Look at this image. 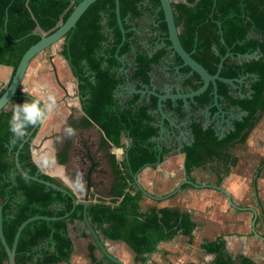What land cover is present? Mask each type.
<instances>
[{"label": "trees", "instance_id": "16d2710c", "mask_svg": "<svg viewBox=\"0 0 264 264\" xmlns=\"http://www.w3.org/2000/svg\"><path fill=\"white\" fill-rule=\"evenodd\" d=\"M82 0H0V66L10 67L13 75L24 52L39 40L41 35L54 32L68 18L73 8ZM119 14L125 31V42L121 44V32L117 25L114 0H97L91 4L64 38L61 55L67 62L72 76L76 79L77 96L84 118L68 126L87 128L97 126L102 132L98 148H123L121 161L114 154H107L111 171V184L107 198L93 197L87 208L91 226L101 237L111 241H121L134 252L135 262L143 264L146 255L151 253L161 241H170L181 234L192 240L194 223L188 214L167 208H151L141 212L139 201L142 193L131 192L134 176L145 166H155L170 149L158 150L153 138L157 134L154 125L156 99L150 97L147 103L138 104L136 95L133 101L120 104L116 90L122 79L118 76L122 65L118 58L131 50L133 31L128 18L136 21L143 14L146 1L158 8V0H118ZM175 26L183 49L210 75H214L220 58L227 51L231 54L224 60L219 76L224 79H240L254 76L248 90L249 98H232L230 87L217 81V94L230 106L237 107L245 115L232 122L233 130L219 139L212 127L203 129L195 121L190 124L192 142L184 145L185 177L193 182L192 173L205 164L216 161L222 168L213 170L218 181L225 177L236 159L227 154L233 145L245 142L264 114V0H170ZM164 46L151 56L137 52L135 55L134 79L147 83L148 73L167 54L170 42L162 11L159 12ZM6 30V31H5ZM221 39L223 42H221ZM216 49L217 54L214 49ZM258 53L257 60L238 64L232 60L237 55ZM176 64H181L176 57ZM187 74V67L180 68ZM11 79V78H10ZM194 82V84H193ZM199 77L193 74L187 84L193 90L200 87ZM3 92V91H2ZM0 93V95L2 94ZM35 98L17 92L14 105ZM212 100V86L196 98L197 105L203 106ZM178 101L176 112H181ZM170 107L171 103L166 102ZM211 113L216 109L212 107ZM12 110L0 112V204L2 206V231L6 244L12 247L18 226L34 216L60 218L72 208L71 199L39 182L22 175L15 166V155L22 171L30 177L57 183L46 174H40L31 159L30 143L37 129L29 126L22 139L13 141L9 131ZM50 119V116H49ZM48 119V121H49ZM49 125L40 130L42 134ZM29 133L31 135L28 137ZM28 137V141L21 144ZM122 139L127 144L122 143ZM71 143L66 141L55 153L58 165L68 161ZM264 167V159L257 173ZM184 185L182 188H184ZM83 206L77 204L67 219L54 221L35 220L25 226L20 234L15 264H68L71 254V241L67 224L73 219L82 220ZM258 221H256V225ZM103 244V243H102ZM225 240L218 237L201 245L206 253L213 254L211 264H255L243 255L232 256L225 248ZM88 248V256L93 264L96 261L93 250ZM7 255L0 243V264H6ZM112 264V263H108Z\"/></svg>", "mask_w": 264, "mask_h": 264}, {"label": "crops", "instance_id": "0c3cea01", "mask_svg": "<svg viewBox=\"0 0 264 264\" xmlns=\"http://www.w3.org/2000/svg\"><path fill=\"white\" fill-rule=\"evenodd\" d=\"M262 12L264 14V6L262 7ZM165 62L166 61H163L152 70L151 80L153 84H159L160 86L164 78L174 79L171 64H165ZM168 66L171 68L169 72L166 70ZM253 79L255 80V77L251 80ZM248 87V81L239 86L240 91L241 88L247 89ZM232 93H234V91ZM8 111L10 110L5 112ZM177 116L178 115H173L176 119ZM94 127L101 133L100 136H102L100 129L95 125ZM177 130L175 129V132H177ZM216 132L219 136L218 130ZM172 137L173 136L169 137L168 134L159 140L162 149H170V151L163 156L159 164L143 167L136 174L138 185H136L135 181L133 184L137 187L135 191H140L138 189V186H140L148 194L160 198L159 200L152 199L140 191L142 193L139 201L141 212H146L151 208H172L171 210H177L188 214L195 227L192 232L191 242L188 241V237L181 234L176 235L170 241H161L151 253L146 255L143 264H151L152 261L158 260V258H160L161 264H164L162 261H165L166 264H211L214 255L202 250L201 245L206 241H214L218 237H223L226 244L225 248L232 256L243 255L251 258L255 264H264L258 260L260 257L258 253L264 254V242L260 241L252 233L251 223L254 215L253 212L248 209L251 208L256 212L254 229L259 235L264 237V167L257 173V168L264 159V114L259 116L256 125L249 133L245 142L241 144H246L248 152L238 158L233 157L236 159V163L230 168L229 173L223 177L221 181H218L216 174L213 172L217 167H220V169L222 168L221 164L218 165L217 162L212 165L207 163L198 170H195L192 173L193 182L188 180L184 173V154L181 150L176 148V145L179 143L187 145V143L192 140L191 134L189 136L178 134L177 137L174 138L173 144H171ZM186 139L188 141H186ZM43 144L44 142L41 144V147ZM238 146L239 145L235 144L228 149ZM113 148L115 149V147ZM33 152L34 151L31 152V159L34 164L39 166L38 163L40 162L33 158ZM41 153L42 152H38V154ZM172 163H174L177 168L170 166ZM150 169L154 170L153 180L145 179L141 181L142 178H140V173ZM208 169L215 176L214 180L206 181L201 177L203 171ZM46 174L49 175L48 173ZM184 180H188L201 187L183 184L176 193L167 196ZM184 185L186 186L182 188ZM213 186L225 190L229 194L233 204L242 209L231 207L225 195ZM252 198L256 200L258 207H254L251 204L250 201ZM143 202H150V204L143 206ZM153 202H162L164 205L158 207L156 203ZM176 204H178V206L174 207ZM250 216L251 222L249 221ZM81 221L82 220L73 219L67 224V233L72 245L68 264H93L88 256V248L90 246L95 247V245L86 230H81V226L79 225ZM256 221H258L257 225ZM250 228L253 237H255V241H250L251 239L248 237ZM101 240L107 252L113 257L125 264H138L135 262L136 255L134 252L123 242L111 241L103 237H101ZM118 249H121V251L125 249L126 252H129L130 259L125 260L118 256L116 254ZM93 254L97 262L103 261L105 264H108L96 247L93 250ZM170 255L175 256L169 259ZM263 256L260 258L262 259ZM234 264H241L240 260L236 259Z\"/></svg>", "mask_w": 264, "mask_h": 264}, {"label": "water", "instance_id": "95a60500", "mask_svg": "<svg viewBox=\"0 0 264 264\" xmlns=\"http://www.w3.org/2000/svg\"><path fill=\"white\" fill-rule=\"evenodd\" d=\"M96 1L97 0H82V1H80L73 8L72 12L70 13V15L68 16V18L65 20L64 23H62L51 34L46 35V36H44V35L39 36V40L35 44L30 46L24 52L20 61L18 62V65H17L13 75L11 76V79H10L7 87L4 89V91L0 95V112H5L8 104L11 101H13L14 98L16 97V94L19 91L20 85L22 83V80L25 76V73H26L27 68H28L29 64L31 63V61L39 53H41L43 51H46L49 53L50 48L53 45H55L56 43H58L61 40H64V38L68 34V32H70L72 29H74L76 22L83 15V13L87 10V8ZM158 1H159L160 9L163 13L164 22H165L166 28H167V38L166 39L170 42V46L167 47V54L164 57L163 61L165 60L166 61L165 64L170 63L171 66H173L172 67V73L174 74V79L171 80L169 78H164L163 81L161 82L160 86H159V84L158 85L153 84L152 80H151V82L149 83V89H148V87H142L138 91H136V90L133 91V93H136L140 96L138 104H142L143 101H141V100L144 98H145V100H144L145 102L150 101L149 100L150 97H154L156 99V109L153 110L151 112V114L158 115V117H160L158 127H159V132L162 136V133L164 132V128H163L164 122L171 123L169 117H171L173 115H178V116L180 115L178 112H176V109L178 108V101H181V103H182V105H181L182 114H184V116L186 115V118H188L191 115V106L194 107L197 105L196 98L199 97L200 95H202L207 90L208 86L211 84L212 85V94H213V101H212L211 107L216 108L217 113L215 114V116L219 119H222V124H224L226 126V129H224L222 126L221 127L220 126L215 127V130L216 131L218 130V132H219L218 138L221 139L226 134H228L230 131L233 130L232 121H233L234 117H233V115L229 116L228 113H225L222 110L221 105L219 104V101H218L219 98H218V94H217L216 83H217V81L224 82L227 85H229V87L231 88L232 91H235L236 94L240 95L239 86H240V84L241 85L244 84L246 77L243 79H233L232 80V79H224V78H221L219 76L224 60L228 57H231V54L229 53V51H227L226 54L220 58L216 73L214 75H210L200 64H198L195 60L192 59L190 54H188L183 49V47L180 43L179 37H178V30L175 26L174 14H173V10H172L170 0H158ZM114 3H115L116 21H117V25H118L120 32H121V44H120V46H121L126 40L125 31L123 29L122 22L120 19L119 1L114 0ZM221 42H223L222 39H221ZM213 49H214L215 53L217 54L216 49L215 48H213ZM132 51L134 52L133 47H132ZM155 51L156 50H154V52ZM176 57L179 58L181 64H176L174 62ZM258 57H259L258 53H254L252 55H237L235 57H232V60L235 63L243 64V63L249 62L250 60H257ZM118 59L122 63V65L125 64V61L121 60L120 58H118ZM163 61H160L158 63V65H160ZM174 64H176L177 66H175ZM182 67H187L189 69V72L187 74L180 73L179 70ZM170 69L171 68L168 66L166 68L167 72H169ZM193 74H196L199 77V82H197V83L200 84V87L197 88L196 90H193L192 86L187 84V81L190 80V78ZM252 78H254V77H252ZM193 84H194V82H193ZM76 94H77V88H76ZM167 101H169L171 103L170 107L166 106ZM208 109L206 110L207 113H209ZM80 111L84 115L81 108H80ZM240 114L243 115L244 113L241 112ZM226 115H228L230 118L227 116V119H225ZM188 123H189V121H188ZM170 125L173 129H177V127L173 123H171ZM38 129H37V131H38ZM30 135H31V133H29L28 137ZM36 135H37V133H36ZM36 135H35L33 141L30 143V151L31 152L34 150H37L38 146H41V144H42L41 143L38 146H36L34 144V140L36 138ZM28 137L23 141L21 146L28 141ZM160 138L161 137H158V139H157V147H158L159 151L162 150L161 143L159 142ZM191 141L189 143H187V145H190ZM184 145L185 144L179 143L176 145V148L181 150ZM17 154H18V152L15 155V166H16L17 170L22 175H24L25 177H28L29 179H31L33 181L39 182V183H41L47 187H50V188H52V189H54V190H56V191H58L64 195L68 196L71 199L72 208L69 212H66L60 218H50V217H46V216H34V217H31V218L25 220L24 222H22L18 226L16 233H15V236H14L12 247L9 248L8 245L6 244L4 236H3L2 206L0 204V243H1L5 253L7 255L6 264H15V253H16L17 243H18L20 234H21V232L25 226H27L29 223H31L35 220L54 221L57 219H67L72 214V212L74 211V208L77 204H80L83 206L82 221H81V223L79 222V225L81 226V230L84 231V229H85L87 234L90 235V237L93 240V244L98 249V251L102 254L104 259L108 263H112V264H125L107 252L104 245L100 241L96 231L91 226V224L88 220L87 208L90 206V204L93 201L92 198L90 197V189H91V185H92V182L90 181V179H91V172L94 169L93 168L94 161L90 158L91 165L88 168L87 173L85 175V179H84L85 189L82 192H72V191L66 190L63 187L56 185L55 183H51V182L41 180L37 176H33V177L27 176L22 171V169L18 163ZM159 163H160V160L158 158V161L156 164H159ZM36 167H37L38 172L40 174H46V172H44V170L41 166L36 165ZM48 176H50V175H48ZM134 181H135L136 185H138V183L136 181V175L134 176ZM183 184H188V185H191L193 187H201L200 185L193 184L188 180H184V181L180 182L177 185V187L174 189V191H172L167 196H170V195H173L174 193H176ZM213 187L218 189L220 192H222L225 195V197H226V199H227V201L231 207L236 208V209H242V208H239L233 204L232 200L230 199L229 194L225 190H223L219 187H215V186H213ZM138 189L144 195H146L152 199H155V200L160 199V198H156V197L148 194L140 186H138ZM248 209L250 211H252L253 215H254L252 223H251L252 233L260 241L264 242V237L259 235L254 229L255 220H256V212L251 208H248Z\"/></svg>", "mask_w": 264, "mask_h": 264}, {"label": "rangeland", "instance_id": "374dc122", "mask_svg": "<svg viewBox=\"0 0 264 264\" xmlns=\"http://www.w3.org/2000/svg\"><path fill=\"white\" fill-rule=\"evenodd\" d=\"M63 45L64 40H61L50 48L49 53L43 51L31 61L18 91L19 93L32 98H36L39 95V92H43L45 94L50 93L54 96L56 102L55 108L49 115L50 119L48 117L49 121L47 119L43 124H40V127L37 131V135L34 140L35 145L38 146L43 142L44 144L42 147L38 146L37 150H34L33 158L40 162L38 163L39 166H41L44 172L48 173L55 182L67 187L64 184L62 177L64 175H71L72 172L78 174L77 171L79 168L76 161L79 156H77L76 153L80 148L79 142L88 139L92 140L94 145L90 149V157L95 162V165L93 164V168L95 169L91 172L90 181L92 182V185L90 189V195L95 198H107L112 177L106 156L107 154H114L116 159L121 161L123 157V148L121 150L116 148L114 149L113 147L101 149L98 148L97 141L101 133L94 127V125H91L87 128H75L74 134L70 136L64 131V129L68 126V123L81 121L84 116L80 111V104L76 94V79L72 76L67 62L61 55ZM10 78L11 68L0 66V93L7 87ZM14 103V101H11L6 107V111L12 110ZM47 122L49 129L45 130L42 134H39L40 128L47 125ZM65 141H69L71 143L73 152H69L68 162L61 166L56 163L54 154L55 151H58ZM122 143L126 145L127 141L122 139ZM38 152L42 153L38 154ZM247 152L248 147L246 144L228 149V155L237 158ZM209 163L210 165L213 163L216 164V161ZM170 166L177 168L174 163H172ZM145 171L140 173V178H142L141 181H144L145 179L153 180L154 170L150 169ZM201 177L206 181L215 179V176L209 171V169L204 170L201 174ZM135 190H137L136 185L131 184V192ZM250 202L254 207H258L256 200H253V198ZM153 203H156L158 207L164 205L162 202ZM149 204L150 202H143V206ZM177 206L178 204H176L174 207ZM249 221L251 222V216ZM248 237H250V241H255V237H253L251 233V228L249 229ZM116 254L125 260L130 259V254L129 252H126L125 249L122 251L121 249H118ZM258 254L260 257L264 255L260 252ZM173 256L175 255H170L169 259H172ZM260 257L258 259L259 262L264 263V256L262 258L263 260ZM159 259L160 258H158V260L152 261L151 264H161ZM162 262L166 264L165 261Z\"/></svg>", "mask_w": 264, "mask_h": 264}, {"label": "flooded vegetation", "instance_id": "af4514ba", "mask_svg": "<svg viewBox=\"0 0 264 264\" xmlns=\"http://www.w3.org/2000/svg\"><path fill=\"white\" fill-rule=\"evenodd\" d=\"M143 9H144L143 14L139 17L138 20L134 21L131 18H128V20H127V23L132 26L131 29L133 31V35L131 36V50L127 54H124L123 57L120 58L121 60L125 61L124 65H122V63L119 61L122 65V67L120 69H118L119 70L118 76L120 78H123V79H122L121 85H119V87L116 90V94H115L117 101L123 105L127 104L128 101H133L134 97L136 95L138 96V98L136 100L138 103L140 96L136 93H133V91H135V90L138 91L142 87H148V89H149V83L151 82V78H152V76H151L152 70L155 67H157V65H158L157 64V65L153 66L152 70L149 71L147 83L141 81L138 78L134 79L133 75H134L135 69H136V65H135L136 53L139 52V53H143L147 56H151L154 53V50L157 51L164 46V39L165 38L163 37L162 32L159 29V25H160V21H161V20H159V17H158L159 12L161 11L160 6L158 8H155L154 4H151L150 2L146 1L144 3ZM163 20H164V18H163ZM132 47L134 48V52L132 51ZM163 59L164 58H162L161 61H163ZM174 62H176V58H175ZM174 65L177 66L176 64H174ZM252 77H254V76H243L240 79L245 78V82L248 81V85H250V83L252 81L251 80ZM216 85H217V83H216ZM248 88L247 89L241 88L240 95H238V94L236 95L235 91H234V93H232L233 91L230 88V95L234 99L235 98H240V99L249 98L250 91L248 90ZM218 98H219L218 101H219V104L221 105L222 110L225 113H228L229 116L233 115V117H234L233 121L236 119L239 120L245 115L244 112H242L244 114L241 115L240 114L241 111L237 107L230 106L227 101L223 100L219 96H218ZM144 100H145V98L142 99L141 101H143V103H144L145 102ZM149 100H150V98H149ZM211 101H213V94H212V100ZM147 102H145V103H147ZM211 105H212V102H211V104L208 103V104L203 105V106H199V105H196L194 107L191 106V115L188 118H186V115L185 116L179 115V116H177V119H176V117H173V116L169 117L170 122L173 123L178 128V130L176 129L177 132H175V129H173L170 125L171 123L164 122V124H163L164 132L162 133V136L159 132V127H158L160 117H158V115H154L155 116L154 117V125L157 127L158 131H157L156 136L153 138V140L157 144L158 137H161L160 139H162L165 135L169 134V137L173 136L171 138V144H173L174 138L177 137L178 134L185 135V136H187V135L189 136V134H192L191 130H190V124L192 121L198 122L202 126L203 129L212 127L215 131V134L217 135L215 127H218V126L221 127L222 126L225 129L226 126L224 124H222V119H219L215 116V114L217 113V110L215 113L210 112V109L212 108ZM207 109L209 110V113L206 112ZM228 115L225 116V119H227ZM188 121H189V123H188ZM45 126L41 127L40 130L45 128ZM191 137H192V135H191ZM99 140H100V137L98 138V141H97V147L99 146ZM186 141H188V140L186 139ZM65 143H66V141L58 149V151H60L63 148ZM79 143H80V148L78 149V151L76 153V155L79 156V158H77V161H76L78 168H79L77 173L82 174L83 179H85V175L87 173V170L91 165V161H90L91 150L90 149L94 145V142L92 140L88 139V140H82ZM72 150L73 149L71 148V145H70V149L68 151V156H69V152H73ZM56 152L57 151H55V153ZM54 156H55V154H54ZM94 165H95V162H94ZM71 175H75V173L72 172Z\"/></svg>", "mask_w": 264, "mask_h": 264}, {"label": "clouds", "instance_id": "9594fccd", "mask_svg": "<svg viewBox=\"0 0 264 264\" xmlns=\"http://www.w3.org/2000/svg\"><path fill=\"white\" fill-rule=\"evenodd\" d=\"M55 103V98L52 94L39 92L35 99L15 104L12 109V116L8 122L13 141L25 137L26 129L29 126L43 124L55 108ZM64 131L69 136L74 134V129L71 126H67ZM62 178L64 184L72 192H82L85 188L82 174L64 175Z\"/></svg>", "mask_w": 264, "mask_h": 264}]
</instances>
